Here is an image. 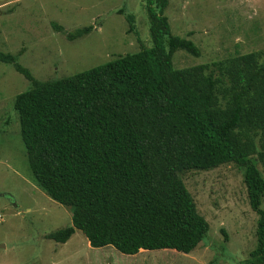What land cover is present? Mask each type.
I'll return each mask as SVG.
<instances>
[{
  "label": "trees",
  "instance_id": "obj_1",
  "mask_svg": "<svg viewBox=\"0 0 264 264\" xmlns=\"http://www.w3.org/2000/svg\"><path fill=\"white\" fill-rule=\"evenodd\" d=\"M167 4L145 0L149 47L72 76L39 81L0 51V63L29 82L12 106L33 181L71 213L47 239L65 244L78 230L92 248L190 254L209 224L182 174L234 164L258 216L244 264H264V49L176 69L175 52L200 50L171 32Z\"/></svg>",
  "mask_w": 264,
  "mask_h": 264
},
{
  "label": "rangeland",
  "instance_id": "obj_2",
  "mask_svg": "<svg viewBox=\"0 0 264 264\" xmlns=\"http://www.w3.org/2000/svg\"><path fill=\"white\" fill-rule=\"evenodd\" d=\"M126 15L134 18V32ZM164 15L174 35L200 50L198 57L175 52L176 69L264 49V0H168ZM88 26L87 35L68 39ZM149 46L145 0H0V51L18 55L39 81L72 76ZM28 88L12 65L0 63V264H244L256 246L258 216L249 206L243 171L234 164L182 174L209 224L190 254L92 248L78 230L65 244L47 239L70 225L71 213L35 185L29 170L12 106Z\"/></svg>",
  "mask_w": 264,
  "mask_h": 264
},
{
  "label": "built area",
  "instance_id": "obj_3",
  "mask_svg": "<svg viewBox=\"0 0 264 264\" xmlns=\"http://www.w3.org/2000/svg\"><path fill=\"white\" fill-rule=\"evenodd\" d=\"M0 220H1V215H0Z\"/></svg>",
  "mask_w": 264,
  "mask_h": 264
}]
</instances>
